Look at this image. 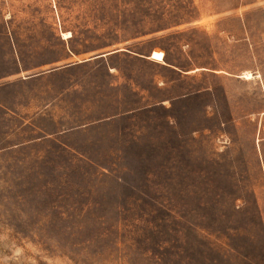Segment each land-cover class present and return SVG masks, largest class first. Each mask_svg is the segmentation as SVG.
<instances>
[{
	"label": "rangeland",
	"instance_id": "374dc122",
	"mask_svg": "<svg viewBox=\"0 0 264 264\" xmlns=\"http://www.w3.org/2000/svg\"><path fill=\"white\" fill-rule=\"evenodd\" d=\"M0 264H264V0H0Z\"/></svg>",
	"mask_w": 264,
	"mask_h": 264
},
{
	"label": "water",
	"instance_id": "95a60500",
	"mask_svg": "<svg viewBox=\"0 0 264 264\" xmlns=\"http://www.w3.org/2000/svg\"><path fill=\"white\" fill-rule=\"evenodd\" d=\"M102 56H104V55H100V56H97V57H102Z\"/></svg>",
	"mask_w": 264,
	"mask_h": 264
}]
</instances>
